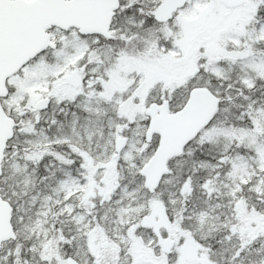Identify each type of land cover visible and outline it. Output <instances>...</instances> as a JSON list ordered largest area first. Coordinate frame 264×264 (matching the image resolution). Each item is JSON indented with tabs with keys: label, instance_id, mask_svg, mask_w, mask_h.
Wrapping results in <instances>:
<instances>
[{
	"label": "snow or ice",
	"instance_id": "1",
	"mask_svg": "<svg viewBox=\"0 0 264 264\" xmlns=\"http://www.w3.org/2000/svg\"><path fill=\"white\" fill-rule=\"evenodd\" d=\"M0 264H264V0H0Z\"/></svg>",
	"mask_w": 264,
	"mask_h": 264
}]
</instances>
